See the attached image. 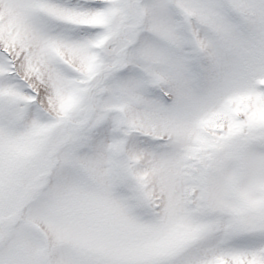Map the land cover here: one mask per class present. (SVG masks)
Masks as SVG:
<instances>
[{"label": "snow or ice", "instance_id": "6c2138e0", "mask_svg": "<svg viewBox=\"0 0 264 264\" xmlns=\"http://www.w3.org/2000/svg\"><path fill=\"white\" fill-rule=\"evenodd\" d=\"M0 264H264V0H0Z\"/></svg>", "mask_w": 264, "mask_h": 264}]
</instances>
